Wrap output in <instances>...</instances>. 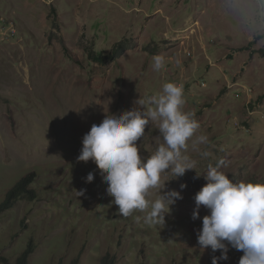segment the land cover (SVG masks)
Wrapping results in <instances>:
<instances>
[{"label":"rangeland","instance_id":"obj_1","mask_svg":"<svg viewBox=\"0 0 264 264\" xmlns=\"http://www.w3.org/2000/svg\"><path fill=\"white\" fill-rule=\"evenodd\" d=\"M243 23L236 0H0V204L27 175L36 196L0 214V264H17L30 246L27 264H101L107 254L115 264L219 257L197 241L208 209L192 219L203 176L223 161L218 170L233 182L264 184V39ZM120 43L127 50L106 65L86 53L107 55ZM157 56L161 71L152 68ZM166 82L183 87L182 110L199 123L184 151L197 163L179 178L162 174L161 194L183 199L164 224H149L144 212L120 215L95 163L77 157L93 124ZM200 135L207 144L194 143ZM159 143L158 124L149 122L139 154L146 159ZM158 197L152 189L147 199ZM227 255L219 264H239L243 253L229 247Z\"/></svg>","mask_w":264,"mask_h":264},{"label":"clouds","instance_id":"obj_2","mask_svg":"<svg viewBox=\"0 0 264 264\" xmlns=\"http://www.w3.org/2000/svg\"><path fill=\"white\" fill-rule=\"evenodd\" d=\"M236 2L246 33L254 39H264V0ZM164 67L163 58H153V70L161 71ZM184 103L183 87L166 82L158 94L139 98L136 107L119 115H106L83 136L77 160L95 163L108 185L106 192L113 198L112 204L118 206L123 217L139 211L146 213V223L164 224L171 206L183 199L175 190L161 194L165 187V182L161 187V176L170 172L179 178L188 170L196 171L197 162L184 151L200 126L191 113L182 110ZM149 122L158 124L162 143L145 159L139 154L137 141L144 137ZM194 143L207 144L208 137L200 135ZM208 155L206 151L201 153L202 157ZM220 164L223 161L217 167H209L203 176L206 184L194 197L196 208L192 219H200V206L209 212L202 218L198 244L201 249L221 253L219 257L212 256L211 264L227 260L229 247L243 253L239 264H264V184L233 182L218 170ZM93 180L94 174L88 173L86 182ZM152 189H159V197L154 201L147 199ZM78 193L83 195V191Z\"/></svg>","mask_w":264,"mask_h":264},{"label":"trees","instance_id":"obj_3","mask_svg":"<svg viewBox=\"0 0 264 264\" xmlns=\"http://www.w3.org/2000/svg\"><path fill=\"white\" fill-rule=\"evenodd\" d=\"M127 50L125 44H117L113 47L112 51L104 55L95 51L92 48H88L86 53L91 61H94L100 65H106L111 62H116L119 57ZM31 175L23 177L6 195L5 200L0 204V214L13 207V205L20 200H30L33 201L36 196L31 185L33 184ZM31 246L21 255L18 259L17 264H27L29 256L32 253ZM116 259L107 254L103 259L101 264H115Z\"/></svg>","mask_w":264,"mask_h":264}]
</instances>
